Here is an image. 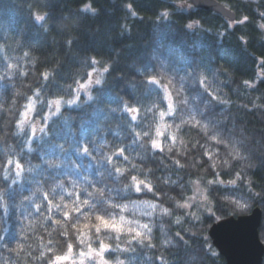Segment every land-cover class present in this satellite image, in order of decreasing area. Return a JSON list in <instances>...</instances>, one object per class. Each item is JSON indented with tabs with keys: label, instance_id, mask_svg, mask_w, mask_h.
<instances>
[{
	"label": "clouds",
	"instance_id": "obj_1",
	"mask_svg": "<svg viewBox=\"0 0 264 264\" xmlns=\"http://www.w3.org/2000/svg\"><path fill=\"white\" fill-rule=\"evenodd\" d=\"M0 264H264V0H0Z\"/></svg>",
	"mask_w": 264,
	"mask_h": 264
},
{
	"label": "water",
	"instance_id": "obj_2",
	"mask_svg": "<svg viewBox=\"0 0 264 264\" xmlns=\"http://www.w3.org/2000/svg\"><path fill=\"white\" fill-rule=\"evenodd\" d=\"M221 241L225 246L226 254L237 260H248L254 255L250 228L242 227L235 229L225 227L220 234Z\"/></svg>",
	"mask_w": 264,
	"mask_h": 264
}]
</instances>
